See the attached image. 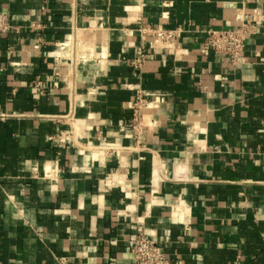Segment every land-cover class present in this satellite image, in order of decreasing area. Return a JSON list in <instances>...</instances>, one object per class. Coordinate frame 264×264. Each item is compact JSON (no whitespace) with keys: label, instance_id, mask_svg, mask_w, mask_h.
<instances>
[{"label":"crops","instance_id":"0c3cea01","mask_svg":"<svg viewBox=\"0 0 264 264\" xmlns=\"http://www.w3.org/2000/svg\"><path fill=\"white\" fill-rule=\"evenodd\" d=\"M1 13L0 264H134L137 231L166 264H264V0H0ZM243 24L238 61L207 46Z\"/></svg>","mask_w":264,"mask_h":264},{"label":"built area","instance_id":"2783aa9c","mask_svg":"<svg viewBox=\"0 0 264 264\" xmlns=\"http://www.w3.org/2000/svg\"><path fill=\"white\" fill-rule=\"evenodd\" d=\"M10 30V24L6 14H0V31L7 32ZM145 34L149 33L157 40L163 43H170L175 37L172 30L163 28L145 29ZM250 34V26L243 24L230 29H214L209 31V39L207 46L224 54L234 63L241 59L245 47V43ZM149 58V53L144 49H138L136 57L125 60L136 71L141 70L145 62ZM147 99L143 95H139L133 102V118L131 128L142 131L144 113L147 107ZM132 256L134 264H166L167 260L164 252L160 248L157 241L152 239L144 231H137L132 241Z\"/></svg>","mask_w":264,"mask_h":264}]
</instances>
